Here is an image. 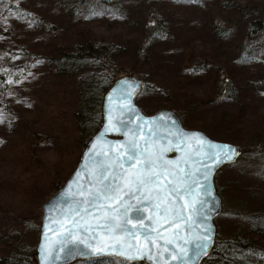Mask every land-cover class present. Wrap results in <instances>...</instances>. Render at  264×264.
<instances>
[{"label":"trees","instance_id":"1","mask_svg":"<svg viewBox=\"0 0 264 264\" xmlns=\"http://www.w3.org/2000/svg\"><path fill=\"white\" fill-rule=\"evenodd\" d=\"M17 1L0 0V14L18 15L51 40L58 41L54 52L42 58L53 82L49 86L50 100L43 109L45 119L59 132L64 146L58 162L41 171L34 167L37 140L30 136L31 128H23L28 133L27 139L7 148L9 163L13 165L9 171L13 181L10 190L14 188L30 204L29 215L35 200L43 202L75 169L82 149L102 124L104 94L113 81L125 73L135 74L143 83L139 100L159 93L169 98L166 106L180 115L186 127L203 129L214 138L226 136L227 141L242 147L241 157L221 168L238 166L236 179L226 186L217 174L215 178L222 197L226 188L232 190L238 211L230 214L231 221L224 232L217 230L216 244L202 264H264V107L257 102L259 97L264 98V0H221L225 10L235 14V22L229 12L213 9L215 0H157L161 3L151 12L152 22L140 34L135 33L133 42L124 31H114L90 37L82 32L81 41L69 43L58 40V24ZM49 1L74 23L81 15L95 17L101 11L120 13L121 0ZM188 9L201 11V22L192 24L186 20ZM235 27H240L242 35L240 43L234 45L236 55L215 58L212 47L222 53L221 44L229 39ZM129 50L133 51L129 54L133 61L127 56ZM24 52L22 49L21 54ZM9 58H12L9 53L0 56V106L12 112L6 100L8 84L17 80L18 73L27 74L37 60L32 57L15 65ZM172 63L178 66L174 75L169 70ZM252 66L257 68L251 70ZM199 76H205L212 84L210 95H198L193 90ZM169 87L181 93L171 94ZM176 98L178 104L172 100ZM220 106L224 107L218 111ZM157 107L150 109V113L157 111ZM200 109H204L203 114ZM217 217L226 223L224 211ZM28 221L15 243L0 236V264L36 263L35 242L39 237L32 234L35 237L27 238L32 230ZM68 264L148 263L100 256Z\"/></svg>","mask_w":264,"mask_h":264},{"label":"water","instance_id":"2","mask_svg":"<svg viewBox=\"0 0 264 264\" xmlns=\"http://www.w3.org/2000/svg\"><path fill=\"white\" fill-rule=\"evenodd\" d=\"M142 85L137 75L124 74L105 92L100 128L84 146L71 175L42 204L36 264L100 256L148 264H202L212 252L217 241L215 218L223 210L215 174L234 163L242 148L185 127L170 108L146 114L136 102ZM133 143L135 162L128 159ZM222 145L234 150L231 159L216 155ZM148 158L156 161L155 171L180 185L179 197L168 198L152 183L138 192L133 183V191H128L125 184L133 175L148 171L144 166ZM109 181L120 188L115 199L89 196ZM121 198L124 204L117 202ZM125 205H132L127 215ZM136 207L142 209L139 214ZM116 223L123 227L115 228Z\"/></svg>","mask_w":264,"mask_h":264},{"label":"rangeland","instance_id":"3","mask_svg":"<svg viewBox=\"0 0 264 264\" xmlns=\"http://www.w3.org/2000/svg\"><path fill=\"white\" fill-rule=\"evenodd\" d=\"M241 1L245 2V0ZM220 2L221 0H215V3H212L213 5L211 6L213 9L215 8L214 10L219 9L220 11H223V13H228L229 10H225V7L220 4ZM17 3L31 12L40 14L45 20L47 19L56 25L58 24V40L69 43L81 41L83 39V35L81 34L82 32L85 36L90 37L98 35L102 32L109 35L114 31H124L127 37L131 39V42H133L136 35L135 33H138L140 30L143 31V27H145L148 22H152L153 18L151 16V12L157 9L161 2H158L157 0H121L119 4L120 13L115 14V12L111 11L110 13L101 11L95 17H84L81 15L75 23L70 20V18H66L63 11H61V9L57 6H54L49 0H18ZM188 10L190 13L185 16L186 20L192 21V24H196L197 21L201 22V11L198 9ZM182 14L184 15V13ZM229 15L234 22L237 21L235 20V14L229 12ZM239 29L240 27H235L229 39L221 44L222 53L212 47L211 54L215 58L219 59V57H222L223 55H236L237 51L235 50L234 45L239 44L241 41L240 39H242ZM138 34H140V32ZM57 42L51 40L50 36H46L37 27L28 24L26 20H23V18L18 15L4 14L2 16L0 14V56L5 57L8 53L11 54L12 58H9V61L15 65L16 62L25 63L32 57V59L37 60L27 74L22 75L20 73V75L18 73V76L16 77L17 80H12L8 84L6 100L9 101L10 108L13 111L4 110L0 106V236L12 243L16 242L17 237H19V233L25 231V227L22 226L28 221L27 215H29L30 212V204L25 203L19 192L16 190L14 191V188L10 190L13 181L9 171L13 168V165L9 163L7 148L9 145L20 139H27L28 133H26L23 128L26 126L27 130H30L31 128L29 134L33 140H37L33 159L35 163L34 167L38 171L48 168L52 166L53 163L58 162L57 159L62 154L64 149V146L61 145L63 141L58 137L59 132L54 129L52 123L45 119L43 109V105L46 101L50 100L49 89L51 87L49 86L53 82L51 81L48 73V66H45V59L42 58L54 52ZM22 49L25 51L24 55L21 54ZM131 52L133 51L129 50L127 56L131 61H133L129 55ZM175 60L182 63L178 58ZM129 66H132V64ZM177 67L178 66L174 63L170 65L169 70L172 75L177 72ZM255 68L257 67L252 66L251 70ZM198 78L199 79H197L195 84H193V90L197 91L198 95H210V93L213 92L212 84L209 83L205 76H199ZM168 89V91L171 90L170 87ZM173 92L177 95L178 93H181L178 90L172 91L171 94ZM258 99L259 101L257 102L264 107V98L259 97ZM172 100L174 103L178 104L177 98ZM168 101L169 98H166L159 93L151 94L141 100L136 97V102L142 107L146 114H150V109L156 108L157 106V108L168 109L169 107L166 106ZM223 107L224 106H220L217 108L218 111H221ZM203 111L204 109H200L201 114L204 113ZM19 129L20 131H18ZM32 131L35 133L34 136L32 135ZM223 135H221V137H223ZM225 137L226 136L215 139L227 141ZM28 140L30 141V139ZM240 157L241 155L238 159ZM218 171L219 172L216 174L220 177L221 183L226 186L238 176V166L224 168L223 170L221 169ZM9 178L11 180H9ZM53 193L54 192L50 193V196ZM219 195L222 197L221 194ZM232 195V190L226 188L222 197V212L224 211L226 214V223L218 217H216L215 220L216 228L219 230L221 229L222 232L225 230V225L229 224L231 221L230 214L238 211L239 208L237 207L236 200ZM40 202H42V199L35 200V203L31 208L32 211L29 215L30 222H28L32 230L30 234H27V238H33L36 235L39 236L41 228L40 224L42 221L41 210L44 201L41 206H38ZM23 217H26V220ZM38 240L39 238H37L35 246ZM34 259L37 263L36 255Z\"/></svg>","mask_w":264,"mask_h":264},{"label":"snow or ice","instance_id":"4","mask_svg":"<svg viewBox=\"0 0 264 264\" xmlns=\"http://www.w3.org/2000/svg\"><path fill=\"white\" fill-rule=\"evenodd\" d=\"M132 155L128 156V159L132 162L136 161V144H130L129 145ZM210 148L212 147L211 145L209 146ZM219 147V153H216V155L222 154L223 159H231L232 155L234 154V150L231 149L230 146L228 145H222L218 146ZM155 165L156 161H153L151 158H148L144 166L148 169L147 172L143 173H137L134 174L131 181L125 184V187H127L129 192L133 191L132 184L134 183L136 187V191L138 192L140 188L145 187L147 184L152 183L155 184L159 189L160 192L163 194H166L168 198H173V197H179L181 195V188L180 185L176 183V181L169 180L168 179V174L166 173H158L155 171ZM161 175H163L164 179L161 180ZM206 178V177H205ZM104 179H108L107 175L104 176ZM120 190L119 186H113L111 181L107 185L104 186L103 190H97L95 193H89V196H94L96 200L104 199H115L116 193H118ZM185 190H187L185 188ZM147 199V197H145ZM118 203L124 204L123 198H121ZM85 203H88V201H85ZM132 207V205H125L123 210L125 215L128 214L129 209ZM157 208H159V205H156ZM142 211L140 207L135 208V213L139 214ZM151 219V218H150ZM128 221H125V224H127ZM109 228L112 227L111 223H109ZM123 226L119 223L115 224V228H122ZM143 227V225H141ZM198 248L206 247V245H197ZM97 251L103 252L104 249H97ZM121 255H125V253H121ZM128 259H133V257H127Z\"/></svg>","mask_w":264,"mask_h":264},{"label":"flooded vegetation","instance_id":"5","mask_svg":"<svg viewBox=\"0 0 264 264\" xmlns=\"http://www.w3.org/2000/svg\"><path fill=\"white\" fill-rule=\"evenodd\" d=\"M160 109V108H159ZM158 110V109H157ZM173 110V109H172ZM156 112V111H155ZM155 112H153V113H155ZM150 114H152V113H150ZM178 114V113H177ZM180 116V115H179ZM181 118V117H180ZM181 121H182V119H181ZM182 124H183V121H182ZM185 126V125H184ZM186 127V126H185ZM188 128V127H187Z\"/></svg>","mask_w":264,"mask_h":264},{"label":"bare ground","instance_id":"6","mask_svg":"<svg viewBox=\"0 0 264 264\" xmlns=\"http://www.w3.org/2000/svg\"><path fill=\"white\" fill-rule=\"evenodd\" d=\"M143 263V262H142Z\"/></svg>","mask_w":264,"mask_h":264}]
</instances>
